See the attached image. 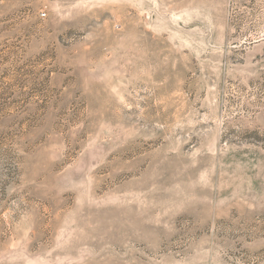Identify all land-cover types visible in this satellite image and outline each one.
<instances>
[{
    "label": "rangeland",
    "instance_id": "obj_1",
    "mask_svg": "<svg viewBox=\"0 0 264 264\" xmlns=\"http://www.w3.org/2000/svg\"><path fill=\"white\" fill-rule=\"evenodd\" d=\"M0 264H264V0H0Z\"/></svg>",
    "mask_w": 264,
    "mask_h": 264
}]
</instances>
